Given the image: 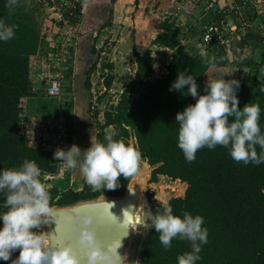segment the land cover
<instances>
[{
    "label": "trees",
    "instance_id": "1",
    "mask_svg": "<svg viewBox=\"0 0 264 264\" xmlns=\"http://www.w3.org/2000/svg\"><path fill=\"white\" fill-rule=\"evenodd\" d=\"M27 1L19 0V6L10 14L6 7L7 0H0V19L14 26V38L0 41V168H18L24 160H32L40 168L41 176H54L59 172L54 153L40 146H31L29 139L22 134L23 99L35 94L33 64L45 48L44 44L47 45L44 42L47 34L59 32L63 23H58L55 17L40 21L27 9ZM139 1L135 0L136 7ZM82 9L83 4H80L74 12L78 16L83 15ZM69 13L65 15L69 16ZM72 19L71 24L80 20ZM221 22L223 19L213 24ZM160 28L161 33L152 45L172 51L168 73L161 79L150 80L156 59L151 50L142 54L134 44L133 57L137 65L135 77L123 90L117 105L104 113V123L99 121V113H93L98 128L96 142L106 143V129L112 127L113 139L129 145L130 140L135 141L134 147L141 153V163L154 168L151 182H158L161 176H165L188 185L185 196L172 198L168 205L174 215L182 216L188 212L204 218L203 227L208 230V242L201 246V259L197 264H264V163L258 166L238 163L229 155L228 148L219 145L213 150L207 147L199 149L194 161H186L183 152L177 147L179 124L175 116L189 104H194L195 100L187 96L186 92L184 96L169 91L180 71L193 75L200 85L198 91L204 94L206 78L213 76V69H236L240 81L237 94L239 107L242 109L247 103L260 105L259 124L264 133V92L260 91L264 87V53L261 62L248 59L231 61L225 47L215 43L207 52L209 57H215V66H212L201 54L192 56L187 52L182 42V29L173 16L165 18ZM95 48L93 53L97 55V62L89 70L87 78L90 92V76L100 61V54L96 53ZM101 69L105 73L107 94L115 80L114 65L103 63ZM70 76L71 71L66 73L63 83ZM42 84L45 92L46 81L42 80ZM132 177L126 179L121 176L119 187L111 190H94L86 182L80 191H63L58 187L46 190L50 194L51 208H62L101 197L122 196ZM148 198L154 213L165 207L153 196ZM6 210L4 200L0 197V212ZM190 250V243L179 239H174L172 246L165 250L159 241V234L150 226L140 264H177V256ZM10 263L11 260L0 261V264Z\"/></svg>",
    "mask_w": 264,
    "mask_h": 264
},
{
    "label": "clouds",
    "instance_id": "2",
    "mask_svg": "<svg viewBox=\"0 0 264 264\" xmlns=\"http://www.w3.org/2000/svg\"><path fill=\"white\" fill-rule=\"evenodd\" d=\"M19 6V0H7L6 7L11 14ZM14 38V26L0 19V41ZM201 56L209 65L215 66V57H209L201 48ZM208 79L200 94L193 75L180 71L169 91L187 93L194 100L182 111L177 112L175 121L179 124L177 147L184 158L192 162L199 149L210 150L218 145L229 149V155L236 162L260 165L264 163V133L259 124L261 108L258 103H247L239 107L238 79ZM264 92V87L260 88ZM185 96V95H184ZM106 143L92 142L82 151L73 144L67 150L57 148L54 158L62 162L67 170L78 169L86 183L94 190L115 189L119 179L134 176L142 162L140 151L122 140L106 137ZM257 147L260 151L257 152ZM41 170L32 160H24L18 168H0V197L6 211L0 212V261L11 264H80L72 249L46 247L37 230L48 225L53 216L50 194L39 177ZM148 223L159 234V241L165 250L174 239L187 240L191 250L177 256V264H197L202 245L208 242V230L204 218L184 212L173 214L170 205L154 213L147 209ZM88 213H78L72 218L73 225H79L78 243L85 250L88 264H122L120 256L112 245H101L97 239L99 224ZM19 255L12 259L14 253ZM125 260V258H124Z\"/></svg>",
    "mask_w": 264,
    "mask_h": 264
},
{
    "label": "crops",
    "instance_id": "3",
    "mask_svg": "<svg viewBox=\"0 0 264 264\" xmlns=\"http://www.w3.org/2000/svg\"><path fill=\"white\" fill-rule=\"evenodd\" d=\"M128 4L132 3V0H126ZM95 3V0H94ZM135 4V3H134ZM90 7V5H89ZM100 8V7H98ZM137 21L143 16V13L146 10H149V17L151 20L156 22V27L153 25L150 27L146 25L148 31H145V37H148L150 44L147 48L143 49V52L146 50H151L152 47L158 51L164 52V54L170 53L167 55V58L172 59V51L166 48H160L153 46L152 42L156 37L161 33V22L165 18L173 16L179 27L182 29V42L184 43L186 50L192 56L201 54L200 45L202 43V37L205 29L211 24L217 22L219 19H223L224 25L233 29V32L228 37V42L225 47V50L228 54V57L231 61H236L239 59H248L255 62H261L263 60L264 53V0H140L139 5L135 7ZM149 8V9H148ZM90 9V8H89ZM104 9V7L102 8ZM106 9V7H105ZM101 16V15H98ZM158 19V20H157ZM91 20H93L91 18ZM89 20L88 26L92 25V21ZM136 22V21H135ZM194 27V29H193ZM88 29L89 34L82 37L80 36L79 43L88 49V52L91 53L90 61L84 65L81 61V58L78 54L80 44L78 43L77 55L75 62V69H71V76L69 80H66L63 83V97L60 100H53V107L50 108L49 98H47L44 89L42 80L40 79L41 71L44 69L45 64H39L42 61H39L37 65L39 67H33V86H34V96L23 99L24 104V122H34L39 124L48 118V116H57L59 115L60 110L64 106H72L74 110V128H73V144L81 148L82 151L86 150L91 146V141L96 142V136L98 133L97 123L94 120L93 113H90V107L95 96L94 80L97 79L100 75H105L102 71V65L105 63L106 58L111 60L112 53L100 52V61L97 66L96 71L90 76L91 82V92L87 89V78L88 72L91 67L97 62V55L93 53V48L96 47L94 42L96 39V34L90 33V28ZM138 23L134 28L135 32V41L136 44H141V39L139 38V29ZM194 31L199 32V36L195 37ZM187 35L184 37V33ZM148 35H147V34ZM150 36V37H149ZM125 38V37H124ZM129 41L128 38H126ZM131 44L130 42H127ZM142 46V45H141ZM154 50V49H153ZM143 54V53H142ZM155 53H152L153 57ZM102 56V57H101ZM102 58H105L104 62ZM160 58V56H159ZM36 59H41V57H36ZM157 60V58L155 57ZM113 62V61H111ZM136 62V61H135ZM156 63V62H155ZM114 65L115 64L109 63ZM84 65V67H83ZM82 72H80L81 68ZM117 67V66H116ZM35 68V69H34ZM137 65H135L134 72L136 73ZM68 71V72H69ZM114 72V71H113ZM117 72V70H116ZM213 76L206 78V82L209 79L219 78L223 75L226 80L229 79H238L239 73L238 70L231 67L217 68L213 69ZM115 75V74H114ZM135 76V74H134ZM118 76L115 77L113 84H117V81H120ZM134 78V77H133ZM131 78L130 81L133 79ZM129 81V82H130ZM121 82V81H120ZM119 82V83H120ZM128 82V83H129ZM125 85V87L128 85ZM66 84V85H65ZM69 87V90L65 89V86ZM119 85V84H118ZM104 88H103V87ZM103 93L106 92V87L102 84ZM99 87V88H101ZM124 87V89H125ZM123 89V90H124ZM112 90V89H111ZM110 90V92H111ZM123 90L119 93L122 94ZM109 93V92H108ZM78 110V114H77ZM104 118V117H103ZM99 121L102 123V119L99 118ZM113 129L112 127H109ZM33 129V127H29ZM34 130V129H33ZM108 130V128L106 129ZM72 178L75 176V180L72 181V184L75 185L71 189L75 191H80L83 189L85 184L84 177L80 174L78 169L73 170ZM72 172V173H73ZM71 173V172H70ZM67 184L66 181H64ZM60 189V188H59Z\"/></svg>",
    "mask_w": 264,
    "mask_h": 264
},
{
    "label": "rangeland",
    "instance_id": "4",
    "mask_svg": "<svg viewBox=\"0 0 264 264\" xmlns=\"http://www.w3.org/2000/svg\"><path fill=\"white\" fill-rule=\"evenodd\" d=\"M85 1H86L87 6L84 9L85 15H84L83 23H82L83 27H82V30L80 31V36L82 37V35L85 36L89 34V31L88 29L85 28V26L90 28L91 30L90 33L94 32L93 34H96V39L94 42L96 46L95 48L96 53L100 54L102 50H104V52H106L107 54L112 53L111 60L109 58H106L105 63L115 64L113 75L115 74V77L118 76L117 78H119L121 81V82L117 81V84H113L111 92L106 94V92L103 93V89H102L103 87L102 84H104V76L100 75L99 77H97L96 80H94L96 98H94L92 105H91L92 113L94 112L99 113V118H101L103 121L102 123H104V118H103L104 113L108 110H111L112 107L117 105L119 98H120L119 93L124 89L125 85L130 81V79L135 77L134 69H135L136 62H135V58L133 57V49H134L133 42L135 41V32H136V30L134 31L135 26L138 23L139 38L141 39V44L140 45L136 44L137 41L134 44H136L137 50L140 53H145L143 52V49L147 48L150 44L148 41V37L147 38L145 37V31L146 29L148 31V28H149V27L147 28L146 25H149L151 27L153 23V25H155L154 27H156V22L154 23V21L150 19L149 10H146L143 13V16H141V18L143 19L138 18L139 20L137 21V18H136L137 9L135 8L136 6L134 4L135 0H132L131 4H128L126 0H95V3H94V0H85ZM40 2H41L40 0H28L26 7L37 18H39L40 21L46 18H49V17L52 18L53 16H55L54 14L55 12L53 9H49L48 7H46V5L41 4ZM103 7L104 9H102ZM98 15H101V16H98ZM91 18L93 20H91ZM89 20L92 21L91 26L90 25L88 26ZM65 30L66 29L62 30L63 37H65V34H64ZM194 34H195V37H198L200 33L194 31ZM186 35L187 33L185 32L184 37ZM182 36H183V33H182ZM126 38H128L129 41H127ZM130 41H131V44H128L127 42H130ZM44 42H46L47 45L44 44L45 48H43L42 51L40 52L41 55L37 56L38 58L41 57V59L40 60L36 59L35 65L33 66L35 68L39 67L40 66L39 64H45V66H47L48 68L50 64V61H49L50 53H51L50 48H49L50 43L48 39L47 41L45 39ZM82 44L83 43H81L79 46L80 51L78 50V54L81 58L82 63L86 65L87 63H89L90 57L92 55L91 53L88 52V49H86L85 47L84 49L82 48ZM150 47H151V44H150ZM45 51L47 52L46 54H45ZM152 53H155L154 55L157 59H160V60L162 59L164 61H167V55H170V53L164 54V52L158 51L153 47H152ZM44 54L46 55V57ZM102 60L104 62L105 58H102ZM39 61H42V62L38 64ZM56 63L61 64L60 62H56ZM76 63L77 62L72 61L69 65H67V67H69V69L74 70ZM83 67H80L81 70L79 73L82 72ZM62 75L66 77V73H63ZM65 89L67 90L69 89V87L65 86ZM99 99H102V101L100 102ZM49 103H50L49 107L52 108L53 107L52 100H49ZM77 114H78V110H77ZM106 134L108 136L109 135L113 136L114 134L113 129L108 128V130H106ZM130 145L134 146L135 141L130 140ZM153 170L154 168L149 166L147 163H141L139 167V172L137 174V178L141 180L144 177L145 180H147L148 173L149 172L152 173ZM72 172L73 170L71 171L70 170L68 171L59 170V172L56 173L54 176H52V178H49L48 176H40L39 179L45 185L46 188L58 187L61 190L66 191L67 189H71L73 185L72 181L76 179L75 176L72 178L73 176L72 174H74V172L73 173ZM64 181H66L67 184H65ZM179 181L180 180L173 181L172 179H169L165 176H161L158 182H151V181L148 182V185L145 190V194L147 197L153 196V198L156 201H158L159 203L165 206H168V203L172 198H179V197L185 196L188 185L186 183H183L181 181L179 182ZM34 231H37L38 234L42 235V238L44 237V234H45L44 229H37ZM142 238L140 240V243L143 241ZM18 255H19V252L17 251L16 253H14L13 259H15ZM133 257L134 258H132L131 264H138L139 254L136 253Z\"/></svg>",
    "mask_w": 264,
    "mask_h": 264
},
{
    "label": "water",
    "instance_id": "5",
    "mask_svg": "<svg viewBox=\"0 0 264 264\" xmlns=\"http://www.w3.org/2000/svg\"><path fill=\"white\" fill-rule=\"evenodd\" d=\"M152 173L149 172L143 182L137 178L138 173L133 176L122 196L101 197L73 206L52 208L54 215L47 218L49 224L39 228L45 231V246L70 247L80 264H88L85 250L78 243L79 225L71 222L78 213H88L95 218L94 223L100 225L96 239L101 245H112L113 250L117 248L122 264H131L133 256L138 253L140 264L142 249L150 232L146 210L152 208L145 190ZM141 238L143 241L140 243Z\"/></svg>",
    "mask_w": 264,
    "mask_h": 264
},
{
    "label": "built area",
    "instance_id": "6",
    "mask_svg": "<svg viewBox=\"0 0 264 264\" xmlns=\"http://www.w3.org/2000/svg\"><path fill=\"white\" fill-rule=\"evenodd\" d=\"M41 4L46 5L49 9L54 10V14L58 23L62 22L63 26L59 32H51L47 34L50 48V64L44 67L41 71V79L46 81L45 92L50 100H60L63 97V73H67L69 65L72 61L75 62L77 55V48L80 39V31L82 30V23L85 15V7L87 6L85 0H40ZM80 4H83V15H76L74 11L79 8ZM69 16L65 14L69 12ZM72 18L80 19L77 23L71 24ZM65 30V37L62 36V30ZM64 32V31H63ZM233 32V29L220 24H212L208 26L202 37V43L200 48H203L208 52L211 45L220 44L226 47L229 35ZM171 58H167V61L157 59L154 65V74L150 80L161 79V77L168 73V66ZM56 62H60L56 63ZM74 110L70 106H64L59 115L56 118L49 117L42 123H34L25 121L22 129V134L29 139L31 146H40L53 153L57 148H63L67 150L73 145V128H74ZM29 127H33L32 131ZM55 162L59 165V170L68 171L62 162L55 159ZM71 171V170H70ZM52 178V176H48Z\"/></svg>",
    "mask_w": 264,
    "mask_h": 264
},
{
    "label": "bare ground",
    "instance_id": "7",
    "mask_svg": "<svg viewBox=\"0 0 264 264\" xmlns=\"http://www.w3.org/2000/svg\"><path fill=\"white\" fill-rule=\"evenodd\" d=\"M146 171V170H145ZM142 180V182L145 180V178L143 177V179H141ZM180 182V181H179Z\"/></svg>",
    "mask_w": 264,
    "mask_h": 264
}]
</instances>
